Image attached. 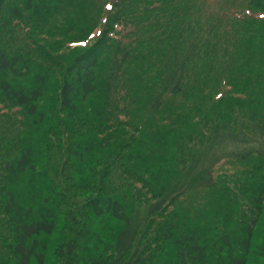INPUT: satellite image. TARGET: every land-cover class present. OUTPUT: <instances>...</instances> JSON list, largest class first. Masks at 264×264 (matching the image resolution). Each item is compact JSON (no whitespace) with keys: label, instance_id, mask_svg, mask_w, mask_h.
I'll return each instance as SVG.
<instances>
[{"label":"trees","instance_id":"1","mask_svg":"<svg viewBox=\"0 0 264 264\" xmlns=\"http://www.w3.org/2000/svg\"><path fill=\"white\" fill-rule=\"evenodd\" d=\"M0 264H264V0H0Z\"/></svg>","mask_w":264,"mask_h":264},{"label":"rangeland","instance_id":"2","mask_svg":"<svg viewBox=\"0 0 264 264\" xmlns=\"http://www.w3.org/2000/svg\"><path fill=\"white\" fill-rule=\"evenodd\" d=\"M87 44L88 41L74 47H85ZM260 146H262V142L258 141L257 135L250 136L240 128L237 131L228 129L226 133L222 131L220 135L219 133H214L211 136V140L207 145L205 144L203 146L198 155L195 158L192 157V163L190 164L191 166L187 176L196 181L203 170H206L222 155L232 152L255 150ZM201 153L202 156L198 159Z\"/></svg>","mask_w":264,"mask_h":264},{"label":"snow or ice","instance_id":"3","mask_svg":"<svg viewBox=\"0 0 264 264\" xmlns=\"http://www.w3.org/2000/svg\"><path fill=\"white\" fill-rule=\"evenodd\" d=\"M109 7H110V5H109Z\"/></svg>","mask_w":264,"mask_h":264}]
</instances>
